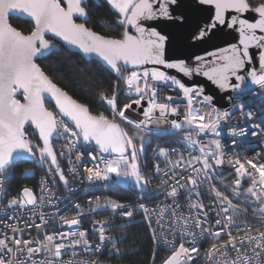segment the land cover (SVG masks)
<instances>
[{"label":"snow or ice","instance_id":"1","mask_svg":"<svg viewBox=\"0 0 264 264\" xmlns=\"http://www.w3.org/2000/svg\"><path fill=\"white\" fill-rule=\"evenodd\" d=\"M196 5L210 6L212 15L203 26L195 24L189 36L195 44L188 48L210 44L225 29L238 33V43L204 55L178 48L166 55L168 34L145 22L168 20L182 26L188 22L182 0H0V201L11 210L0 219V264H108V257L124 264L127 249L120 245L136 215L153 245L150 264H156L161 248L168 254L160 264H264V139L251 156L236 139L264 137V123L253 122L251 131L229 127L232 148L226 151L224 125L236 110L249 120L254 113L245 112L232 96L227 98L231 109L222 108L204 87L187 85L155 67L175 69L189 79L206 77L223 92H236L249 80L264 93V0H196ZM13 18L28 25L27 31L14 25ZM65 54L98 66L95 90L105 111L94 114L38 62L59 61ZM153 131L178 135L187 156L160 147L154 151L164 167L154 162L145 171L142 160L148 158ZM60 139L65 143L57 149ZM85 154L99 164L81 172ZM61 158L67 163L62 165ZM36 165L46 169L39 191L24 186L10 195L17 168L25 166L21 174L30 175ZM81 177L90 183L131 180L141 191L159 178L169 202L149 207L143 200L102 203L93 197L86 208L75 203L72 216L44 211L56 207L54 188L72 191L71 181ZM204 196L210 197L207 204ZM24 210L31 213L24 223L31 222L37 237L26 238L25 228L9 222L19 221ZM92 214L111 219H93L90 230L82 228ZM117 218L124 222L117 224Z\"/></svg>","mask_w":264,"mask_h":264},{"label":"built area","instance_id":"2","mask_svg":"<svg viewBox=\"0 0 264 264\" xmlns=\"http://www.w3.org/2000/svg\"><path fill=\"white\" fill-rule=\"evenodd\" d=\"M161 69V68H160ZM162 71H166L164 69H161ZM168 72V71H166ZM171 75H175L178 79H180L176 74L170 73ZM188 85V84H187ZM202 86V85H200ZM203 87V86H202ZM253 94H249V90L244 92V93H239V94H233V99H236L238 103H243L244 104V111H252L254 113L253 117L251 120L247 119L246 117L240 116L239 110H236L235 115L232 119V121L229 122V124L224 125L223 127V132L224 135L222 136V142L227 141L228 145L226 148V151L230 148H232V145L230 143L231 137L227 135L228 129L231 126H243V127H248L249 131H251V124L253 122L255 123H264V93H261L260 90L255 86L252 89ZM168 94H173L171 91H169ZM123 99V97L121 98ZM220 106L219 104H217ZM146 107V104H145ZM225 109H231V104L230 102L227 103L225 106H220ZM140 109L137 107L136 112L132 113V115H136ZM175 117H169V119H173ZM162 129H167V125H161ZM29 133L32 132V129H28ZM259 131V130H257ZM238 141H243V145L245 148L248 150L249 156H251L253 151H260L261 145L260 141L261 139H264V137H252L249 135L246 139L245 138H236ZM65 143L64 140L60 139L56 141V148L59 149L61 145ZM249 144L255 145L256 147L253 149L252 147H249ZM160 147H167V148H176L178 152H182L187 156L186 152V146L183 143L182 138H180L178 135H175L172 132L169 131H162L159 134H157L155 131L151 133V143L149 145V152L146 155L148 158L146 161L142 160V166L144 167V170L147 171L154 162H160L161 167H164V162L163 158H160L159 161H157L156 154L154 150H158ZM83 150V149H82ZM175 158V157H173ZM61 163L62 165L66 164L67 161L63 158H61ZM97 164H99L98 160H92L90 156L85 154L83 161H82V167L80 168V171L83 172V167H94ZM102 167V164L100 165ZM226 171H230L228 169L227 164L224 166ZM46 169L42 168L41 174L39 175L38 182L36 186L32 185H24L28 186L34 189V191L38 192L39 191V181L41 177L45 174ZM228 182V181H226ZM73 184V190L68 191L63 188L62 185H60L58 188H54V192L57 197H59V200L57 201L56 207H45L44 211L46 213H53L57 212L58 209V214L61 215H68L72 216L75 214L74 210V204L79 203L83 207H87V201L92 199L93 197H100L101 202L103 203L105 199H112V200H117L121 203L124 204H138L141 200H143L144 203H146L147 206L149 207H155L156 204H160L163 206L164 203H167L169 201L165 200V197L163 195V191L160 188V180L159 178H152L151 184L147 189L144 191H141V189H136L134 190V193L127 198L126 200H121L118 197L112 195L111 189H112V180L110 181H99L95 183H90L83 177L77 178L74 181H71ZM21 186L15 193H9L10 195H15L17 194L22 187ZM204 202L207 204L210 200V197L204 196L203 197ZM181 203L186 204L187 201L182 197L181 198ZM4 201H0V219L5 218V212L6 211H11V210H6L3 208ZM105 213H110V210L105 209L103 210ZM31 215L30 212L27 210H24L20 213V220H13L9 221L10 223H18L21 228H25V237L26 238H31V237H37L39 233L35 230V228L30 226V221L29 225L26 226L24 221L27 220V218ZM96 219V220H101V219H111L110 215H96L92 214L89 217H85L84 222L82 223V228H87L90 230L91 228V220ZM237 219H244V217H237ZM142 220L140 215H136L135 220ZM37 223H39V220H36ZM124 221L121 218H117L116 223L120 224L123 223ZM132 222V221H131ZM2 225H0V230H2ZM58 228L62 230H69L67 226L64 225H57ZM51 227L49 228V231H51ZM75 230V229H72ZM116 235L118 237L122 236L123 233L116 232ZM205 247L207 245H204ZM168 254V253H167ZM166 254V255H167ZM166 257V256H165ZM108 264H117L116 261H112L111 257H108ZM160 264V263H159Z\"/></svg>","mask_w":264,"mask_h":264},{"label":"trees","instance_id":"3","mask_svg":"<svg viewBox=\"0 0 264 264\" xmlns=\"http://www.w3.org/2000/svg\"><path fill=\"white\" fill-rule=\"evenodd\" d=\"M12 23L21 26L23 30L27 31L28 25L23 24L19 19L13 18ZM95 30L99 31L100 29L97 27ZM113 34L115 35L116 33ZM38 62L41 63L44 70L52 76L59 86L68 91L79 102L88 105L94 114L99 111H105L104 106L97 100L95 90L94 75L99 71L98 66L73 54H65V57L59 61ZM103 81L105 84L109 82L107 73L104 74ZM46 106L54 110L51 103L46 102ZM147 146L149 147V145ZM23 167L25 166L18 167L15 175L11 178L9 193H15L24 185H37L42 167L36 165L35 169H33V174L30 175L21 174ZM27 167H31V165ZM134 190L136 189L130 186L116 185L112 186L110 193L121 200H126L134 193ZM120 246L122 249H127L124 264H150V252L153 245L150 241L146 224L142 220L131 222V226L127 229L125 243ZM166 254L167 252L161 248L157 255L156 264H159Z\"/></svg>","mask_w":264,"mask_h":264},{"label":"water","instance_id":"4","mask_svg":"<svg viewBox=\"0 0 264 264\" xmlns=\"http://www.w3.org/2000/svg\"><path fill=\"white\" fill-rule=\"evenodd\" d=\"M182 3L184 5L182 10L188 16V22L183 24L182 26H180L179 22L174 23L173 21L168 20H156L145 22V26L156 27L158 31L163 29L164 32L168 34L169 43L168 45H166V55L168 54V51L172 48H178L184 54L195 52L196 54L204 55L205 51H214L215 47L217 46L226 47L229 43H238V33L230 29H225L223 32L217 33V35L213 37V40L210 42V44L198 45L196 47L188 48V44H195V41H191L189 39V36L193 28L195 27V24L199 22L201 26H203V23L208 19L209 16L212 15V10L210 6L197 7L196 0H182ZM247 15L249 19L252 18L251 13ZM252 51L255 52L256 50L253 49ZM85 59L88 60V58ZM254 66L258 68V64ZM148 67L153 66L149 65ZM155 67L164 69L161 65H157ZM164 70L176 74L183 82L188 85H202L205 89V93L213 95L216 104H219L220 106H225L227 103H229V100L227 99L228 96H233V94L244 93L249 89L255 87V85H252L249 80H246L245 83L241 86V89L237 90L236 92H232L231 90H229L228 92H223L218 89L214 84H212L211 81L207 80L206 77L196 76L194 78L189 79L187 77H184L182 73L177 72L175 69ZM233 82L237 83L234 78Z\"/></svg>","mask_w":264,"mask_h":264},{"label":"rangeland","instance_id":"5","mask_svg":"<svg viewBox=\"0 0 264 264\" xmlns=\"http://www.w3.org/2000/svg\"><path fill=\"white\" fill-rule=\"evenodd\" d=\"M146 147H147V152H146V155H147L148 152H149V147L148 146H146ZM114 179H115L116 182L114 183L112 181L113 186H116V185H121V186H126V187L130 186V187L135 188V189H140V188L134 186V183L131 180L125 181V180H121L119 178H114Z\"/></svg>","mask_w":264,"mask_h":264}]
</instances>
